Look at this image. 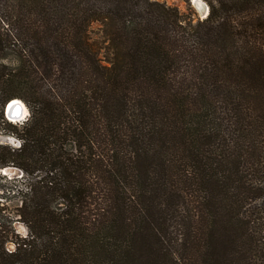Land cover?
Returning a JSON list of instances; mask_svg holds the SVG:
<instances>
[{
	"label": "trees",
	"instance_id": "trees-1",
	"mask_svg": "<svg viewBox=\"0 0 264 264\" xmlns=\"http://www.w3.org/2000/svg\"><path fill=\"white\" fill-rule=\"evenodd\" d=\"M206 2L0 0V264H264V0Z\"/></svg>",
	"mask_w": 264,
	"mask_h": 264
},
{
	"label": "rangeland",
	"instance_id": "rangeland-1",
	"mask_svg": "<svg viewBox=\"0 0 264 264\" xmlns=\"http://www.w3.org/2000/svg\"><path fill=\"white\" fill-rule=\"evenodd\" d=\"M166 1L169 4L177 6L181 11L186 13L187 16H191L193 19H202L204 13L200 10L199 5L197 6L194 0H190V6H187L185 0H160ZM206 5V0H202ZM89 33L93 40H95L99 46L103 44V37L101 34L100 23L98 21H93L89 26ZM18 98V97H16ZM20 99L27 108V115H24L20 119H9L6 114L5 106H4V117L15 123H19L22 120L26 119L29 115V109L26 103ZM1 126H5L2 121H0V141L4 143H11V140L19 142V139L12 134L4 133V129ZM13 144V143H11ZM14 145V144H13ZM25 190V182L23 171L15 166H0V195L3 192L2 197H0V204L5 206L4 212V221L7 224H11L14 227L15 232L19 234H25L27 229L23 222L19 219V215H17V208L20 205V201L23 198V191ZM11 247V245H9Z\"/></svg>",
	"mask_w": 264,
	"mask_h": 264
},
{
	"label": "bare ground",
	"instance_id": "bare-ground-1",
	"mask_svg": "<svg viewBox=\"0 0 264 264\" xmlns=\"http://www.w3.org/2000/svg\"><path fill=\"white\" fill-rule=\"evenodd\" d=\"M195 4L198 6L199 5V8L200 10L204 13L206 11V4L203 3L202 0H194ZM9 104L12 105L11 109H9ZM17 106H20V117H23L25 115V112L27 113V108L25 106V104L21 101V100H15V101H11L8 103L7 105V115L9 117H12L13 118V110L17 107Z\"/></svg>",
	"mask_w": 264,
	"mask_h": 264
},
{
	"label": "clouds",
	"instance_id": "clouds-1",
	"mask_svg": "<svg viewBox=\"0 0 264 264\" xmlns=\"http://www.w3.org/2000/svg\"><path fill=\"white\" fill-rule=\"evenodd\" d=\"M8 107H9V109H11L12 105L9 104ZM19 113H20V106H17V107L13 110L12 115H13V116H17V115H19ZM25 115H27L26 112H25ZM21 118H22V117H21ZM9 119H12V117H9ZM10 142L13 143L16 147H19V146H20L19 142H16V141H14V140H11V139H10ZM0 143H3V141H0Z\"/></svg>",
	"mask_w": 264,
	"mask_h": 264
},
{
	"label": "water",
	"instance_id": "water-1",
	"mask_svg": "<svg viewBox=\"0 0 264 264\" xmlns=\"http://www.w3.org/2000/svg\"><path fill=\"white\" fill-rule=\"evenodd\" d=\"M208 9H209V7H208V5H206V11L204 12V16H206L207 15V13H208ZM15 100H20V99H18V98H12L11 100H9L7 103H6V105H5V111H6V114H7V105H8V103L9 102H11V101H15ZM8 116V115H7ZM9 117V116H8ZM13 118L14 119H20L21 117H20V113H19V115H17V116H13Z\"/></svg>",
	"mask_w": 264,
	"mask_h": 264
}]
</instances>
